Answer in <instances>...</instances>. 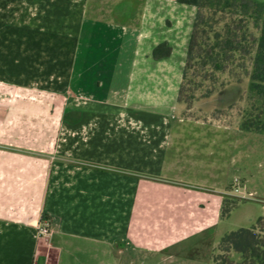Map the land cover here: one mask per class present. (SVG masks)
Returning <instances> with one entry per match:
<instances>
[{"label":"crops","instance_id":"crops-1","mask_svg":"<svg viewBox=\"0 0 264 264\" xmlns=\"http://www.w3.org/2000/svg\"><path fill=\"white\" fill-rule=\"evenodd\" d=\"M34 3L37 15L0 0V264H132L218 228L234 169L242 192L260 190L250 159L264 133L177 101L194 6L136 0L103 18L78 0ZM50 89L72 94L71 115Z\"/></svg>","mask_w":264,"mask_h":264},{"label":"trees","instance_id":"trees-1","mask_svg":"<svg viewBox=\"0 0 264 264\" xmlns=\"http://www.w3.org/2000/svg\"><path fill=\"white\" fill-rule=\"evenodd\" d=\"M178 1L196 8L177 99L184 114L190 115L195 102L218 97L226 87L249 78V103L239 125L264 133V0ZM170 53L166 42L154 49L155 58ZM216 112L218 118L229 114ZM217 249L213 264H264V215L251 227L226 233ZM233 252L242 255L240 261Z\"/></svg>","mask_w":264,"mask_h":264},{"label":"rangeland","instance_id":"rangeland-1","mask_svg":"<svg viewBox=\"0 0 264 264\" xmlns=\"http://www.w3.org/2000/svg\"><path fill=\"white\" fill-rule=\"evenodd\" d=\"M34 1L30 7L26 6L28 4L24 3L25 0H22L23 4H21L18 9L20 14H24L25 11L28 12V8H30L33 14L37 15V9H39V7L35 5ZM78 2L84 4L83 8L88 16L92 15L103 18H111L119 13L135 14L138 12L135 10V5H132V3L135 4L136 0H78ZM37 24V22H34V25ZM59 25L60 22L57 24L55 22L50 24L49 27L56 28V26L60 27ZM73 26V23L69 24V22H67L65 27L66 31L71 32ZM54 40L56 42V39ZM249 86V78H246L242 83H233L226 87L222 103L218 102L217 97L202 99L195 102L194 106L191 110L189 109L188 113L192 117L205 119L217 118L230 125H239V123L242 122L241 112L243 108L248 106L249 103ZM37 88L38 87L35 85L32 87L33 90H37ZM49 91L50 103H53L54 111L60 109L61 105L62 107L66 105V112L68 115H71L72 110L76 109L78 105V102L74 100L72 94L66 92L64 95H66V97L68 96V98L63 99L64 102H60V100L55 96L56 92L52 89ZM236 96L238 97L236 98ZM234 98L235 100L229 102ZM51 100H54V102H51ZM233 103L235 105L232 109H230L229 107ZM81 105L84 106L85 103H82ZM217 109L228 111L229 114L223 116L222 118H218V114L216 112ZM67 122H72V119L68 117ZM64 124L71 125V123L67 124L65 121ZM243 152H245V150H243ZM251 152V179L255 185L261 186L259 188L260 190L256 191V193H252L253 196L250 198H242L234 194L226 196L222 211V221L218 228L214 229L213 232L197 233L183 240L170 251L163 253H152L147 251L138 253L132 264H213V256L218 252L217 248L219 242L226 233L240 227H251L256 223L259 216L264 215V141L258 143L256 149ZM241 170L242 172H238L234 169L232 172V176H234V174H239V176H241L240 179L237 177L239 179V183L236 182V178L234 183L229 185V188H232V191H234L236 184L240 187L242 186V180L245 178V174L244 170ZM251 191L255 190H247L245 193L249 195ZM232 256L236 261H240L242 258L241 254L235 252L232 253ZM127 264L131 263L128 261Z\"/></svg>","mask_w":264,"mask_h":264},{"label":"built area","instance_id":"built-area-1","mask_svg":"<svg viewBox=\"0 0 264 264\" xmlns=\"http://www.w3.org/2000/svg\"><path fill=\"white\" fill-rule=\"evenodd\" d=\"M236 182L239 183V179L237 178L236 179ZM234 193L237 194L239 197H242V198H250L252 197V193L250 192V194H246L245 192H242L241 191V188L238 184H236L235 186V189H234ZM39 233L40 235H44V236H47L49 235L50 233V225L48 222L42 224L40 227H39Z\"/></svg>","mask_w":264,"mask_h":264}]
</instances>
